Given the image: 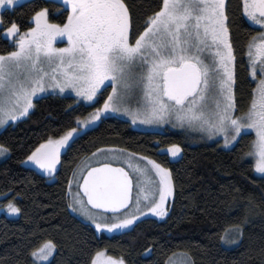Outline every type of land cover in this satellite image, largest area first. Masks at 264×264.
Masks as SVG:
<instances>
[{"label":"snow or ice","instance_id":"6c2138e0","mask_svg":"<svg viewBox=\"0 0 264 264\" xmlns=\"http://www.w3.org/2000/svg\"><path fill=\"white\" fill-rule=\"evenodd\" d=\"M14 3L0 0V7ZM63 3L67 5L63 23L52 22L48 9L41 8L34 14V26L23 33L15 22L4 29L15 47L0 53V126L27 118L34 97H66L65 90H70L79 106L81 99L95 102L108 88L111 91L103 107L77 120V127L44 140L26 156L25 163L49 175L56 172L61 149L71 147L79 137L80 124L90 126V121L95 123L111 111L124 112L133 122L169 121L209 136L224 133L226 144L237 140L242 129H253L255 140L247 155L254 157L255 168L264 173V32L248 46L250 73L257 78V87L247 111L236 115L235 56L225 0H160L139 26L125 0ZM243 10L256 24L264 25V0H243ZM58 38H66L63 47L56 46ZM9 151L0 144V155ZM167 151L175 157L181 145L171 144ZM93 156L99 159L87 158V175L81 176L82 184L77 181L87 201L70 187L68 204L91 222L89 227L97 232L120 231L149 214L167 216L166 202L174 194V183L171 170L163 163L116 148L97 149ZM133 159L140 162L134 167L129 163V170L146 178L147 186L119 166L121 160ZM6 207L10 214L21 212L13 201ZM231 231L239 234L242 229ZM56 250L52 240L45 241L33 250V264L54 259ZM91 264L125 261L101 249Z\"/></svg>","mask_w":264,"mask_h":264},{"label":"trees","instance_id":"16d2710c","mask_svg":"<svg viewBox=\"0 0 264 264\" xmlns=\"http://www.w3.org/2000/svg\"><path fill=\"white\" fill-rule=\"evenodd\" d=\"M125 2L139 26L160 0ZM41 8L48 9L52 22L67 18L62 5L51 0H27L4 9L0 53L15 47L3 30L12 22L21 30L33 27L34 14ZM226 15L235 56L236 113H243L256 88L248 46L259 29L242 13L241 0H230ZM74 97L44 95L35 100L27 118L0 130V144L10 149L0 160V208L13 201L21 209L17 214L0 212V264H33V250L47 240L57 245L54 259L49 257L51 264H91L101 249L123 258L125 264H170L178 255H186L190 264H264V175L257 174L254 158L247 155L252 151V132H243L233 146L224 147L220 141L191 142L174 129L143 130L108 113L81 132L71 147L61 149L53 174L25 163L44 140L77 127V120L103 106L102 98L77 106ZM171 144L181 145L175 157L167 151ZM106 147L149 156L171 170L174 194L166 217L149 215L127 230L105 233L89 227L68 207L74 172ZM234 227L242 232H232Z\"/></svg>","mask_w":264,"mask_h":264},{"label":"rangeland","instance_id":"374dc122","mask_svg":"<svg viewBox=\"0 0 264 264\" xmlns=\"http://www.w3.org/2000/svg\"><path fill=\"white\" fill-rule=\"evenodd\" d=\"M22 0H15V3L13 5H4L3 7H0V12L3 11L4 9L6 8H11L13 7L14 5L18 4L19 2H21ZM264 26V25H263ZM20 32L23 33L24 31L26 30H21L19 28ZM3 34L5 35L4 33V30H3ZM6 37H8L9 39H11V41H13L15 43V41L13 40L12 37L10 36H7L5 35ZM60 40H64L62 41L63 43H60ZM66 43V38H58L57 41H56V46L57 47H63L64 44ZM259 63V61H257V64ZM255 81H256V87H257V78L254 77ZM49 92H51V89H49ZM66 92V95H73L75 96V93L74 92H70V90H65ZM44 95H47V94H44ZM43 95V96H44ZM37 98L34 97L33 99V103H34V107H35V100ZM97 100V97L95 98V101ZM81 101L85 102V103H88V104H91L93 103L92 101H84L81 99ZM135 106V105H133ZM103 107V106H102ZM96 109V108H95ZM34 108L31 110L33 111ZM94 111V110H93ZM109 114L111 115H116V116H120V117H124L126 119H129L132 123H134L138 128L140 129H143V130H157V131H165V130H168V129H174V130H178L180 132H182L185 137L187 139H189L191 142H199V141H207V142H212V141H220L221 144L224 146V147H231L233 146L236 141L238 140L239 136L237 137V140H234V141H231L230 143L226 144L225 143V136H224V133H219L217 135H212V136H209L207 132H203L201 131L200 129H190V128H182L180 127L178 124H176L175 122H169V121H165V122H161V123H152V124H146L144 123L141 119H137L135 122H133V119L131 116L127 115L126 113L124 112H119V113H114V112H111L109 111ZM236 115H240L242 113H235ZM24 119V118H23ZM17 122V121H15ZM11 123V122H10ZM96 123V122H95ZM95 123H92L90 121V126H86V125H83V124H80V129L82 130L81 132H83L84 130H86L87 128H90L91 126H93ZM8 125V124H7ZM4 126H0V130H2ZM252 132L253 135H254V140H255V131L253 129H242V132ZM106 148H116V149H122V148H118V147H106ZM104 149V148H102ZM125 150V149H123ZM128 153H134V152H131V151H128L126 150ZM96 153V152H95ZM7 154V153H6ZM6 154L4 155H0V160L3 159ZM140 155V154H139ZM140 157H143V155H140ZM89 158H91L92 160H96V159H99V157H94L93 155L90 156ZM254 158V157H253ZM105 163L107 162H110V161H107L105 160L104 161ZM140 161H137L136 159H133L131 161H126V160H121L119 162V165L125 167L127 170H129L128 168V165L129 163L131 165H133V167L139 163ZM254 162H255V159H254ZM89 163V160L86 159L81 165L80 167L77 169V171L75 172L76 175L73 176L72 178V184H71V190L73 193H76L77 191L82 195L81 191H80V188L77 187V181H79V183L81 184V181H82V178L81 176L84 175L86 173V171H84L85 167L87 166V164ZM96 163H92V166H95ZM131 175H134L136 178L140 179V182L144 185V186H147V184L149 183V181L146 179V178H142L139 176L138 173H133L131 170H129ZM256 172L257 174L259 175H264V173H259L256 169ZM83 197V200L86 202L84 196L82 195ZM172 197L173 195L169 196L168 197V200L166 202V206L168 207L170 201L172 200ZM89 208H91L90 206H88ZM7 211V207L5 206L4 208H0V212H3ZM75 213V212H74ZM6 214H9V213H6ZM76 215H78L79 217H81L82 219H84L85 221L91 223L89 220H86L84 217L80 216L78 213H75ZM149 215H153L154 214H149ZM158 218H161V217H158ZM164 218V217H163ZM114 222V221H113ZM105 233H113V232H116L115 230L112 231V232H107V231H104ZM34 258V257H33ZM50 260V259H49ZM49 260L47 261H38L37 263H40V264H44L46 262H48ZM170 264H190V259L186 256V255H178V256H175L173 257L171 260H170Z\"/></svg>","mask_w":264,"mask_h":264},{"label":"flooded vegetation","instance_id":"af4514ba","mask_svg":"<svg viewBox=\"0 0 264 264\" xmlns=\"http://www.w3.org/2000/svg\"><path fill=\"white\" fill-rule=\"evenodd\" d=\"M24 1H27V0H22V1L19 2L18 4L23 3ZM51 1H55V2H57V3H59V4H61L62 7H63V9H65V10L67 9V5L63 3V0H51ZM229 2H230V0H225V11H226V13H228ZM241 10H242V13H243V14H246V13L244 12V10H243V0H241ZM130 12H131V10H130ZM48 13H49V11H48ZM248 18H249V17H248ZM248 22H249V24H250L251 26L255 27L256 29H259L258 32H257V35H259L260 33L264 32V26H263V25L256 24V23H255L254 21H252L250 18L248 19ZM54 23H56V22H54ZM62 41H64V40H60V43H63ZM248 53H249V51H248ZM248 55H249V54H248ZM110 91H111V88H110V90L105 91L104 94H103L102 96H98V97H97V100L100 99V98H102V102H104V99L107 98V95H108V93H109ZM97 100H96V101H97ZM96 101H95V102H96ZM93 103H94V102H93ZM102 105H103V103H102Z\"/></svg>","mask_w":264,"mask_h":264},{"label":"water","instance_id":"95a60500","mask_svg":"<svg viewBox=\"0 0 264 264\" xmlns=\"http://www.w3.org/2000/svg\"><path fill=\"white\" fill-rule=\"evenodd\" d=\"M59 162H60V160L58 161V163H57V168H58V166H59ZM95 166H97V165H95ZM95 166H92V167H95ZM119 166H121V165H119ZM38 169H40L38 166H36ZM121 167H123V166H121ZM42 172H44V173H47V172H45L44 170H42V169H40ZM127 170V169H126ZM48 174V173H47ZM53 174V173H52ZM84 175H87V172L84 174ZM130 175H131V173H130ZM83 183V179H82V181H81V184ZM80 191H81V193H82V195L84 196V198H85V200L87 201V196H86V194H83V189L82 188H80ZM90 207H92L91 205H89Z\"/></svg>","mask_w":264,"mask_h":264}]
</instances>
